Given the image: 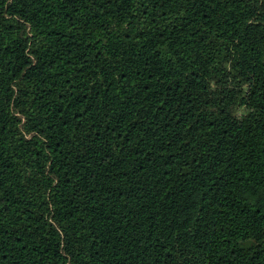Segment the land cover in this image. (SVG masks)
Here are the masks:
<instances>
[{
    "label": "trees",
    "instance_id": "trees-1",
    "mask_svg": "<svg viewBox=\"0 0 264 264\" xmlns=\"http://www.w3.org/2000/svg\"><path fill=\"white\" fill-rule=\"evenodd\" d=\"M0 264H264V0H0Z\"/></svg>",
    "mask_w": 264,
    "mask_h": 264
}]
</instances>
